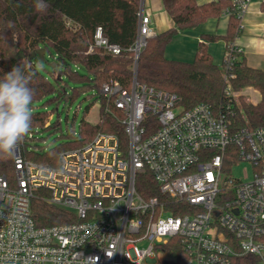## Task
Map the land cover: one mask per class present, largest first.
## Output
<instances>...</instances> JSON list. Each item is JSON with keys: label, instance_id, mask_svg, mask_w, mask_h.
<instances>
[{"label": "built area", "instance_id": "built-area-1", "mask_svg": "<svg viewBox=\"0 0 264 264\" xmlns=\"http://www.w3.org/2000/svg\"><path fill=\"white\" fill-rule=\"evenodd\" d=\"M233 3L243 17L249 0ZM154 36L141 6L135 61ZM96 48L123 52L100 27L90 51ZM235 60L227 51L230 99L236 98L230 87ZM103 96V111L121 116L126 145L117 135L98 133L63 152L53 168L25 156L28 144L36 145L30 131L13 157L14 180L0 171V264H232L246 255L264 264V127L234 131L227 115L210 105L185 110L176 94L140 84L136 76L129 89L104 84ZM226 159L236 162L227 167ZM238 163L252 165L250 179L231 176ZM147 170L167 200H145L137 192V176ZM38 191L75 221L38 227L31 209ZM170 245L179 252H167Z\"/></svg>", "mask_w": 264, "mask_h": 264}, {"label": "trees", "instance_id": "trees-1", "mask_svg": "<svg viewBox=\"0 0 264 264\" xmlns=\"http://www.w3.org/2000/svg\"><path fill=\"white\" fill-rule=\"evenodd\" d=\"M162 1L175 27L149 38L135 61L132 48L138 36L142 0H42L47 5L46 11L38 10L37 0H0V77L20 63L26 70H34L35 75L31 80V87L35 91L32 129L37 130L35 135L41 131L51 135L61 134L59 139L55 137L52 140L55 145L51 148H46V145H35L31 151L26 148L25 156L28 159L57 168L63 152L83 147L98 133L117 135L126 145L128 139L120 122L121 116L103 111L107 103L103 96V85L117 81L129 89L135 76L140 84L176 94L185 110L201 103L210 105L215 112L227 115L234 131L242 127H264V70L248 66L234 44L242 32L241 9L233 0H217L205 5H199L197 0ZM262 8L264 10V4ZM225 14L229 15L227 34L203 35L205 42L200 43L194 62L166 59V47L179 32ZM99 27L110 43L123 49L120 56L108 54L102 48L90 51ZM220 40H224L227 51L233 50L236 56L230 72L233 76L230 79L231 90L240 93L246 88H254L261 94V101L257 105L242 95H239V104L226 95L228 83L224 69L213 63L207 46L208 42ZM48 56L53 58L55 64L50 66L56 85L38 67V63L46 62ZM81 68L85 69V73ZM93 88L98 90L97 99L102 103L100 120L95 126L83 121L79 134L71 130L65 136L60 123L50 122L47 126L53 113L33 111L38 102L45 100L47 104H56L55 111L58 112L62 102L72 104L81 94ZM61 139L62 142H59ZM34 140H37L36 136ZM234 162L236 159H226L225 165L229 167ZM0 171L14 180L13 158L0 159ZM136 190L145 200H167L148 170L137 176ZM31 209L38 227L75 221L69 212L49 205L43 191L36 193ZM185 213L190 211L186 209ZM179 250L178 246L170 245L166 251L173 253ZM232 264L261 262L255 256L246 255L234 258Z\"/></svg>", "mask_w": 264, "mask_h": 264}, {"label": "crops", "instance_id": "crops-1", "mask_svg": "<svg viewBox=\"0 0 264 264\" xmlns=\"http://www.w3.org/2000/svg\"><path fill=\"white\" fill-rule=\"evenodd\" d=\"M217 0H197L199 5L209 4ZM264 0H249L247 9L241 20L242 32L236 38L234 44L240 50L241 56L248 66L264 70ZM142 8L146 14H150L156 35L164 33L175 27V23L167 13L162 0H142ZM229 27V15L219 18H211L199 26L181 31L167 45L165 57L170 61L192 63L200 43L205 42L203 35L225 36ZM208 52L213 63L223 68V60L227 52V44L224 40L208 42ZM247 98L253 105L261 101V94L252 87L238 93Z\"/></svg>", "mask_w": 264, "mask_h": 264}, {"label": "clouds", "instance_id": "clouds-1", "mask_svg": "<svg viewBox=\"0 0 264 264\" xmlns=\"http://www.w3.org/2000/svg\"><path fill=\"white\" fill-rule=\"evenodd\" d=\"M37 8L46 11L47 5L37 0ZM34 75V70H26L20 63L0 77V159L13 158L18 145L32 129Z\"/></svg>", "mask_w": 264, "mask_h": 264}, {"label": "rangeland", "instance_id": "rangeland-1", "mask_svg": "<svg viewBox=\"0 0 264 264\" xmlns=\"http://www.w3.org/2000/svg\"><path fill=\"white\" fill-rule=\"evenodd\" d=\"M50 64H53V58L51 56L46 57V62L38 63L39 69L45 74V76L50 80L51 83L56 85V80L52 73V68ZM82 73H85V69L81 68ZM236 98L235 100L238 102L239 95L237 92H234ZM98 90H87L85 94H81L74 102L71 104H67L66 102H62L59 106L58 112L55 111L56 104H47L44 101L38 102L34 106L35 112H45V113H53V118L51 120V124L60 123L63 133L65 136H68L71 130H74L77 134L81 131V123L83 121L89 123L92 126H95L99 123L102 103L99 99H97ZM246 98V97H245ZM247 99V98H246ZM37 131V130H31ZM41 131V130H40ZM42 132V131H41ZM36 134V145L45 146L46 148H51L55 144L53 143V139L61 137V134H49L46 132ZM41 138L45 140L42 141ZM34 142V141H33ZM62 142V139L59 140ZM34 145L28 144L27 150H33ZM253 168L250 163H238L232 167L231 176L237 180H248L252 177Z\"/></svg>", "mask_w": 264, "mask_h": 264}, {"label": "water", "instance_id": "water-1", "mask_svg": "<svg viewBox=\"0 0 264 264\" xmlns=\"http://www.w3.org/2000/svg\"><path fill=\"white\" fill-rule=\"evenodd\" d=\"M44 54V52L43 51H41V55H43ZM52 66H55V64H52Z\"/></svg>", "mask_w": 264, "mask_h": 264}]
</instances>
